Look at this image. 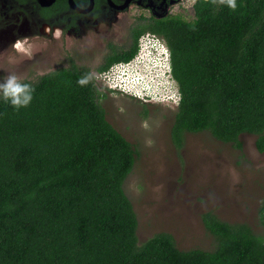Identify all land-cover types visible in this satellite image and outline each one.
Here are the masks:
<instances>
[{
	"label": "trees",
	"instance_id": "trees-1",
	"mask_svg": "<svg viewBox=\"0 0 264 264\" xmlns=\"http://www.w3.org/2000/svg\"><path fill=\"white\" fill-rule=\"evenodd\" d=\"M193 19L142 24L164 38L180 99L169 135L207 131L241 149L243 133L264 152V0H194ZM0 97V264H264V235L203 215L211 250H181L158 232L138 244L124 192L134 146L106 119L85 69L58 68ZM27 97V100H26ZM13 100L16 103H13ZM264 227V197L258 209Z\"/></svg>",
	"mask_w": 264,
	"mask_h": 264
},
{
	"label": "rangeland",
	"instance_id": "rangeland-1",
	"mask_svg": "<svg viewBox=\"0 0 264 264\" xmlns=\"http://www.w3.org/2000/svg\"><path fill=\"white\" fill-rule=\"evenodd\" d=\"M193 2L168 0L164 15H179L190 21ZM19 7L0 0V97L10 80L17 84L36 81L42 74L68 65L66 35L54 39L43 34L39 21ZM109 13L107 23L121 16L113 21L121 42L127 37L132 18L149 11L144 0H137L125 11ZM18 39L22 43L19 51L12 46ZM136 72L126 78L138 80L139 91L147 88L148 97L135 98L105 88L100 76L95 80L104 95L99 103L106 119L137 152L124 181V192L136 214L138 244L155 233L167 232L181 250H211L215 241L203 223L206 213L229 223H245L256 235H264L258 219L264 197V152L256 149V136L241 134L242 148L237 149L207 131L186 133L182 148L176 149L169 135L177 108V103L167 99L170 84L158 70L148 71L147 77Z\"/></svg>",
	"mask_w": 264,
	"mask_h": 264
},
{
	"label": "flooded vegetation",
	"instance_id": "flooded-vegetation-1",
	"mask_svg": "<svg viewBox=\"0 0 264 264\" xmlns=\"http://www.w3.org/2000/svg\"><path fill=\"white\" fill-rule=\"evenodd\" d=\"M7 1L19 5V9L23 13L27 16L30 15L33 20H38L39 22L37 23L41 24L43 34L51 35L54 39L66 35L65 51L68 65L65 68L74 66L78 69H85L88 77L94 80L98 89H100V84L95 80L96 76L98 77L101 73L109 70L115 63L110 64L104 71H100V67L131 49L135 31L140 25L149 21L176 16L164 15L168 10V0H144V6L149 11V14H137V16L133 17L127 24V37L120 42L113 21L116 22V19L121 16H116L111 19L110 23H107L105 22L106 14H110V11H125L131 3L137 0ZM160 4L162 8L159 10ZM149 34L157 35L147 31L139 36L138 44L140 40L147 38ZM89 36L92 39L97 37V39L89 40ZM159 37L164 40L162 36ZM21 44L18 39L12 46L19 51ZM96 61L97 64L95 65Z\"/></svg>",
	"mask_w": 264,
	"mask_h": 264
},
{
	"label": "clouds",
	"instance_id": "clouds-1",
	"mask_svg": "<svg viewBox=\"0 0 264 264\" xmlns=\"http://www.w3.org/2000/svg\"><path fill=\"white\" fill-rule=\"evenodd\" d=\"M229 4L230 7L234 8L235 0H229ZM153 60L154 62L156 61V65L153 63ZM119 63L133 65L134 70L127 73L119 71L116 74H113L112 80L116 83L117 86L116 89L110 90L116 92L120 91L135 98L148 97L149 95L147 96V93L145 91V89L147 88H144L139 91L138 80L135 81L133 79H128L126 78V76L129 73L133 75V72L137 71L136 73H140L141 76L147 77L148 71L151 73L153 72V70H158L161 77L170 84V90H168L167 95L168 101H173L174 103L178 104L180 94L176 82L172 76L170 50L161 37L149 34L147 38L139 41L138 51L130 60L125 62H117L113 64L109 69L114 68ZM154 75H156V73H154ZM123 85H127V87H123ZM5 87L7 89H11L13 93H19L23 91L26 86L17 84L14 81L10 80ZM105 88L107 87L105 86ZM5 95H8L7 91L5 92ZM13 103H16V101L13 100Z\"/></svg>",
	"mask_w": 264,
	"mask_h": 264
},
{
	"label": "built area",
	"instance_id": "built-area-1",
	"mask_svg": "<svg viewBox=\"0 0 264 264\" xmlns=\"http://www.w3.org/2000/svg\"><path fill=\"white\" fill-rule=\"evenodd\" d=\"M134 70V66L130 64H123L119 63L117 66L114 68H111L107 70L106 72H103L100 74V80L101 82L109 89H116V83L112 80V75L116 74L117 72H131ZM120 86V85H119ZM123 87H127L123 85Z\"/></svg>",
	"mask_w": 264,
	"mask_h": 264
}]
</instances>
